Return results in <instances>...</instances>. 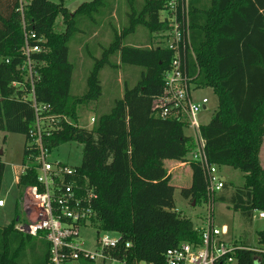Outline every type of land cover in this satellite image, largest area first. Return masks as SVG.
<instances>
[{
	"label": "trees",
	"instance_id": "obj_1",
	"mask_svg": "<svg viewBox=\"0 0 264 264\" xmlns=\"http://www.w3.org/2000/svg\"><path fill=\"white\" fill-rule=\"evenodd\" d=\"M110 2L91 0L70 11L52 0H0V131L23 134L26 141L34 124L30 101L19 99L23 90H30L20 69L24 31L34 32L47 50L32 55L39 75L34 82L36 101L49 104L51 113L72 122H61L44 138L45 146L51 152L68 142L82 145L75 178L96 194L91 205L96 216L89 221L93 227L98 232L121 234V243L112 250L118 264H163L167 248L200 241L192 220L176 211L175 187L168 177L163 178L166 172L160 163L161 159L186 161L194 143L185 134L184 123L161 118L151 109L153 99L163 91V73L169 68L172 51L160 45L123 42L138 26L150 36L168 27L160 21L162 1L137 0L132 7V0H127L131 7L128 26L121 33L114 31L112 42L100 57H93L83 94H71L74 63L69 60V42L82 32L80 42L85 44L97 15L105 14V8L110 12ZM59 17L65 25L62 31L56 29ZM85 19L94 25L80 27ZM189 29L194 57L186 51V72L193 77L195 88H211L218 99L210 120L200 125L207 161L243 173L242 186L224 182L213 201L227 203L250 224L255 211L264 212V168L259 159L264 137V0H190ZM114 55L121 64L141 68L140 78L131 87L125 82L123 96L107 112H95L90 127L79 126L77 108L100 98V72L106 66L117 67ZM143 101L145 108L140 106ZM127 108L131 127L125 130L122 118ZM127 145L132 146L128 155ZM131 151L136 152L135 158ZM27 156L24 143L22 164ZM28 163L29 169L19 177L20 192L37 183V172L32 162ZM4 168L0 159V188ZM193 169L192 184L181 194L195 203L206 202L201 169L197 164ZM224 190L229 191L227 195ZM17 217L0 227V264H48L49 243L16 231ZM257 236L261 251L251 249L249 240L234 243L243 247L235 252L236 264H264V229Z\"/></svg>",
	"mask_w": 264,
	"mask_h": 264
},
{
	"label": "built area",
	"instance_id": "obj_2",
	"mask_svg": "<svg viewBox=\"0 0 264 264\" xmlns=\"http://www.w3.org/2000/svg\"><path fill=\"white\" fill-rule=\"evenodd\" d=\"M160 1L163 4L160 21L168 27L157 33L158 41L154 47L163 46L173 54L169 68L163 73V91L153 99L151 109L159 117L176 119L184 123L185 128L192 130L194 149L189 152L190 161L201 169L207 197L204 203L208 207L203 225L196 227L200 241L182 242L167 248L163 253V264H236L235 252L243 247L227 241L224 237L225 230L219 229L213 222V199L215 194L222 191L224 181L219 175L218 166L207 161L205 143L200 135L198 115L206 107L208 100L205 97L198 102L192 99L191 90L195 88L193 77L186 72V51L194 57L190 45V0ZM161 12L164 16H161ZM22 24L25 29L24 21ZM46 51L34 32L24 31V45L21 49L23 62L20 69L25 73L30 90H23L19 99L30 101L34 110V124L25 141L28 156L27 162L20 166V175L29 169L28 162H32L37 172V183L25 188V218L17 219L14 229L43 238L49 243L48 264H118L120 260L112 257V250L121 243V234L98 232L89 222L96 216L91 206L96 194L78 183L74 166L61 160L49 159L51 152L45 146L44 138L57 129L61 122H72L64 115L51 113L49 104L36 101L34 82L39 79V75L32 55ZM93 122L94 116H91L90 125ZM3 205L4 200L0 199V206ZM258 215L264 221V212L258 211ZM90 228L95 230V235L87 240L82 232ZM86 240L92 247H86ZM125 246L130 244L126 243ZM251 249L261 251L258 248Z\"/></svg>",
	"mask_w": 264,
	"mask_h": 264
},
{
	"label": "rangeland",
	"instance_id": "obj_3",
	"mask_svg": "<svg viewBox=\"0 0 264 264\" xmlns=\"http://www.w3.org/2000/svg\"><path fill=\"white\" fill-rule=\"evenodd\" d=\"M21 1L25 2L26 0ZM52 1L55 3H63L64 6L67 7L70 11H74L80 4L90 2L91 0ZM136 1L137 0H132V7L136 6ZM110 4L112 6L110 12L109 9L105 8V14L102 13L101 15H97V22L91 33L92 35L86 39L85 44H81L80 42L84 35V33L82 32H77L69 42V60L74 63V70L71 81L72 95L83 94V92L86 90L87 76L94 64L93 57H100L102 50L112 42L114 31L121 33L123 29L128 26V14L131 7L129 6L127 0H111ZM161 16H164L163 12H161ZM61 22V18L59 17L56 21V29L58 31L64 30L65 25H63ZM92 25L94 24L91 21L85 19L80 24V27H88ZM157 35L158 34L156 33H152V35L150 36V34L143 27L138 26L133 32L129 33L125 37L123 42L124 44L136 46H154V44L158 41ZM112 60L115 61L117 67L106 66L100 72L99 78L102 86V94L100 98L97 101H90L78 106L77 123L79 126H91L90 117H95V112H107L114 104V101L123 96L125 82H127V85L131 87L135 85L139 80L141 68L133 65L121 64L118 56L115 55L112 57ZM191 97L194 101L197 102L204 97L207 98L208 102L206 103V107L202 109L198 115L199 123L201 125H205L212 117L214 111L217 108V96L211 88L203 87L192 89ZM132 106H134V103ZM140 106H142L143 108L147 107L146 101H143ZM142 113L143 112H141V115ZM125 123V130H127V128L131 127V123L127 122V118ZM114 127H116V124L114 125ZM110 130H112L111 126ZM184 131L188 136L193 135L192 130L188 127L184 128ZM24 143L25 136L23 134L0 131V159L6 166L1 184V193L4 192V189L8 188V181L11 177L12 170L17 169L18 173H20V166L22 165L23 159ZM193 149L194 147H192L191 151ZM81 152L82 145L80 143L68 142L61 144L57 148L53 149L49 155V159L61 160L66 162L68 165L75 167L78 166L81 162ZM131 155L135 158L136 152L131 151ZM187 157L190 158L189 153L187 154ZM259 159L261 165L264 166V137L259 152ZM218 171L221 179H224L227 182L231 183L233 187L243 185V173L240 170L228 166H219ZM169 183H171V185L175 187L173 198L176 211L184 217H189L195 227L203 225L205 217L207 215L208 207L204 202H197L192 205L193 201L186 199L181 194V190L183 188L191 186L190 175H188V173H185L182 175V177L179 176L177 178H171ZM228 192V190H224L223 194L227 195ZM218 194H215V196ZM12 203L13 201L9 198L6 206L2 208L0 207V227L5 225L15 217ZM16 213L18 215H21L22 219L24 218L23 214H21L20 204L16 209ZM258 217V212L255 211L253 217L254 223L249 226L248 221L240 214V212L230 209L227 203L220 201H214L213 203L214 225H216L221 230H225V238L231 239V241L235 240L238 243L243 239H245L246 241L249 240L250 246L252 248H259V244L257 241V232L264 229V222L262 220L258 221ZM82 234L86 238H88L87 240H90L94 237L95 230H92L90 228L86 231H83ZM87 240L85 243L86 247H92ZM106 264L112 263L106 262Z\"/></svg>",
	"mask_w": 264,
	"mask_h": 264
},
{
	"label": "crops",
	"instance_id": "obj_4",
	"mask_svg": "<svg viewBox=\"0 0 264 264\" xmlns=\"http://www.w3.org/2000/svg\"><path fill=\"white\" fill-rule=\"evenodd\" d=\"M86 41V40H85ZM80 65V64H79ZM125 118H122L124 120H128V118L130 119L131 117V111H130V108H127L125 110ZM210 120V119H209ZM90 127V126H89ZM138 144H139V140H138ZM137 144V145H138ZM127 148V149H126ZM125 149V152L129 153V151L132 149V146H129L127 145ZM130 149V150H129ZM140 160L142 161V158H140ZM190 158L188 157L186 161H179V160H172V159H161L160 160V163H161V166L163 167V169L165 170V175L163 178L165 177H168V182H170L171 178H177L179 176L182 177L183 174H187L190 175V178H191V184H192V178H193V174H194V169H193V163L192 161H189ZM168 164V165H167ZM5 165V164H4ZM6 167V166H5ZM168 167V169H167ZM264 168V166H262ZM5 170V168H4ZM4 175V173H3ZM19 177H20V173H18V170L16 169H13L12 170V174H11V177L8 181V188L4 189V192L1 193V188H0V199H3L4 200V205L3 206H0L1 208L2 207H5L6 206V203L7 201L9 200H12L13 203H12V207L14 208V214L15 216L17 215L16 213V209L18 207V204H17V199L19 197H21V202L19 203L20 204V207H21V214H23V217L25 218V211H24V208H23V198H24V194H25V189L20 192L19 188H18V181H19ZM221 177V176H220ZM3 180V178H2ZM147 180L149 181H158L159 179H152V178H148ZM224 182H227L226 180L223 179ZM2 184V183H1ZM171 184V183H170ZM187 188V187H186ZM12 197V199H11ZM253 217H254V214H253ZM252 217V220H251V223L249 224V226H251V224L254 223V218ZM23 218V219H24ZM259 218V217H258ZM17 219H20V220H23L21 215H19V217H17ZM262 219L259 218L258 221H260ZM263 221V220H262ZM10 222V221H9ZM9 222H7L5 225H7ZM264 222V221H263ZM4 226V225H3ZM201 226V225H200ZM198 226V227H200ZM225 237V236H224ZM227 241L229 242H236L235 240L234 241H231V239H227L225 238ZM258 241V239H257Z\"/></svg>",
	"mask_w": 264,
	"mask_h": 264
},
{
	"label": "water",
	"instance_id": "obj_5",
	"mask_svg": "<svg viewBox=\"0 0 264 264\" xmlns=\"http://www.w3.org/2000/svg\"><path fill=\"white\" fill-rule=\"evenodd\" d=\"M0 154H1V151H0ZM195 201L192 202V205H194Z\"/></svg>",
	"mask_w": 264,
	"mask_h": 264
}]
</instances>
